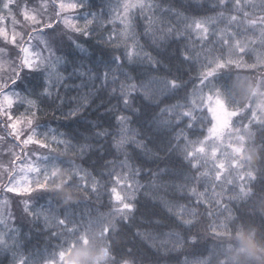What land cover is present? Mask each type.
<instances>
[{"label":"trees","instance_id":"trees-1","mask_svg":"<svg viewBox=\"0 0 264 264\" xmlns=\"http://www.w3.org/2000/svg\"><path fill=\"white\" fill-rule=\"evenodd\" d=\"M79 2L82 22L95 19V23L87 37L63 30V43L55 54L60 76L52 75L49 85L44 71L24 73L15 85L39 108L38 130L66 142L51 164L71 173L72 180L62 190L25 197L28 217L22 222L0 223L6 241L0 243V264H48L85 231L93 235L87 244V264L103 260V243L110 250V264H211L215 251L213 264H264L260 218L248 216V206L236 201L233 207L245 222L233 225L222 220L226 228L216 245L209 234L210 218L191 191L207 187L186 153L204 138L208 124L200 114L196 120L182 115L198 91L200 72L198 61L184 58L191 52L189 37L150 32L138 13L133 24L142 55L129 59L124 46L107 41L111 27L106 25L119 0ZM153 2L157 17L179 32L186 20L215 18L220 11L213 7L218 0ZM254 2L259 6L260 0ZM256 54L264 56V49L257 47ZM233 75L225 69L214 83L228 84ZM173 80L178 82L175 87ZM248 98L247 93L238 96L241 102ZM256 102L264 108V95ZM230 123L231 119L223 134ZM125 127L132 138L121 143ZM232 136L240 137L237 148L249 165H255V149L245 146L242 134ZM6 159L0 154V161ZM117 174H130L134 182L132 212H116L111 188ZM81 176L89 188L82 187ZM262 183L264 178L257 182L258 195ZM105 228L110 231L102 242L95 235Z\"/></svg>","mask_w":264,"mask_h":264},{"label":"snow or ice","instance_id":"snow-or-ice-1","mask_svg":"<svg viewBox=\"0 0 264 264\" xmlns=\"http://www.w3.org/2000/svg\"><path fill=\"white\" fill-rule=\"evenodd\" d=\"M213 7L220 9L215 18H190L183 32H179L173 24L157 17L153 0H119L106 26L111 27L107 41L116 47L124 46L129 59L142 55L133 24L138 13L144 16L150 32L189 37L191 52H186L184 58L198 61L200 72L198 91L182 115L196 120L200 114L208 127L204 138L193 144L186 155L197 170L198 179L207 182L203 191L195 187L191 191L210 218L209 234L217 245L226 228L222 220L233 225L245 222L233 207L236 201L248 206V216L260 218L259 227L264 230V183L259 185L257 194V182L264 178V108L256 102V97L264 95V56L256 54L257 47L264 49V0L259 6L254 0H218ZM82 8L79 0H0V145L6 149L0 154L7 157L0 161V223H5L9 214L7 198L59 191L71 183V173L51 164L52 157L65 150L66 142L38 130L39 108L15 85L24 73L44 71L49 74V85L52 75L60 76L59 58L55 55L57 40L52 30L60 26L73 35L90 36L95 19L82 22L78 15ZM225 69L233 71L232 80L228 84L214 83ZM177 83L171 81L173 87ZM246 93L249 98L241 102L238 96ZM220 104L231 114L224 140L217 136ZM164 111L172 115L171 109ZM121 121L125 122V118L121 117ZM122 131L121 143L132 138L126 127ZM237 133L244 136L246 147L255 149V165H249L242 153H233L228 138ZM79 179L83 188H89L86 177ZM113 180L111 193L116 212L134 211L130 193L135 185L131 175L117 174ZM59 223L68 227L64 220ZM109 231L105 228L95 237L103 242ZM92 236L85 231L59 252L58 260L48 264H68L77 249L91 243ZM4 242L0 237V243ZM103 245V260L91 264H110V250L106 243ZM215 255L216 251L214 258Z\"/></svg>","mask_w":264,"mask_h":264},{"label":"rangeland","instance_id":"rangeland-1","mask_svg":"<svg viewBox=\"0 0 264 264\" xmlns=\"http://www.w3.org/2000/svg\"><path fill=\"white\" fill-rule=\"evenodd\" d=\"M60 29V33L56 35L57 30ZM54 33V36L57 40V47L63 43L62 42V37L65 32H62V28L60 26H57L56 29L52 30ZM79 36V35H78ZM42 39L46 40L47 37H42ZM57 53V50L55 51V54ZM219 109V114H220V120L217 128V136L219 139L224 140L225 134H223V129L226 128L228 118H230V113L226 112L223 105L220 104L218 106ZM239 136L234 137L230 136L228 138V143L231 144L232 151L233 153L236 154H241V150L237 148L238 141H239ZM25 197H14L11 198L10 203L8 204L9 207V214L7 217H5V222H10V223H15V222H22L24 218L28 217L27 210L25 207H23V202H24ZM31 202V199H29V203ZM27 205V204H25ZM28 222V221H27ZM4 236V232L0 230V237ZM80 252L78 255L72 254V256L68 260V264H87L89 258H90V251L88 248V245L85 244L83 247L80 248Z\"/></svg>","mask_w":264,"mask_h":264}]
</instances>
